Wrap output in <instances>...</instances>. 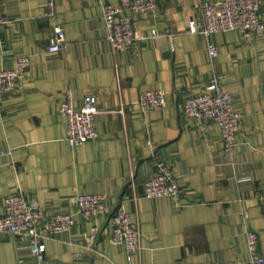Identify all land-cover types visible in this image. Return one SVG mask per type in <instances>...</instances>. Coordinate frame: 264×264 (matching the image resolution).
I'll use <instances>...</instances> for the list:
<instances>
[{
    "label": "crops",
    "instance_id": "0c3cea01",
    "mask_svg": "<svg viewBox=\"0 0 264 264\" xmlns=\"http://www.w3.org/2000/svg\"><path fill=\"white\" fill-rule=\"evenodd\" d=\"M118 1L55 0L53 18L48 0H3L0 70L19 55L32 62L0 97V152H7L0 155V213L7 196L22 193L47 214L76 212V225L45 240L41 256L27 239L0 232V264H234L250 257L247 230L259 235L264 253V34L208 38L197 5L215 0H158L159 13L134 16L136 43L114 51L101 2ZM60 22L67 43L49 52ZM214 78L241 113L235 162L216 121L184 114V99ZM68 90L77 108L96 96V142L69 145L58 113ZM147 90L164 91L167 105L144 111ZM156 155L175 170L178 200L145 196ZM82 193L106 195V210L95 218L77 213L73 198ZM120 208L142 233L131 257L111 242L110 218Z\"/></svg>",
    "mask_w": 264,
    "mask_h": 264
},
{
    "label": "built area",
    "instance_id": "2783aa9c",
    "mask_svg": "<svg viewBox=\"0 0 264 264\" xmlns=\"http://www.w3.org/2000/svg\"><path fill=\"white\" fill-rule=\"evenodd\" d=\"M3 0H0V26L5 24ZM103 20L107 40L114 51L125 52L137 40L135 15L159 13L158 0H119L118 2H101ZM264 0H215L202 2L197 5L202 24V33L211 38L221 32L239 31L242 33L264 34V19L261 16ZM48 15L57 18L55 0H48ZM65 25L60 22L55 25L49 52H58L67 43ZM210 55L219 54L218 46L210 43ZM32 57L19 55L14 67L0 70V97L11 93L20 80L27 75ZM141 108L163 109L167 105V96L161 90H147L139 100ZM83 106L73 105V92L68 90L59 105V117L67 124L66 139L71 146H80L85 142H96L100 133L96 126L99 105L94 95H88L83 100ZM184 114L195 121H216L221 128L224 141V152L231 159L237 161V137L241 129V113L237 109L233 94L218 79H213L207 88L196 95H188L184 99ZM7 152H0L5 155ZM147 198L170 197L178 200L181 187L178 177L171 164L165 158L156 155L154 170L145 183ZM106 195L101 193H82L73 198L77 213L87 218L98 217L106 210ZM4 213H0V232L16 235L27 239L31 245V252L41 256L43 242L56 235L71 231L75 223L76 212L46 213L40 208L32 206L22 193H14L4 200ZM248 216L245 214L244 219ZM112 226V244L123 247L131 257L139 251L142 233L133 222L131 215L124 208L118 209L110 218ZM249 259H243L234 264H264V253L260 248V237L253 230L246 231ZM94 237L89 240L93 241Z\"/></svg>",
    "mask_w": 264,
    "mask_h": 264
}]
</instances>
